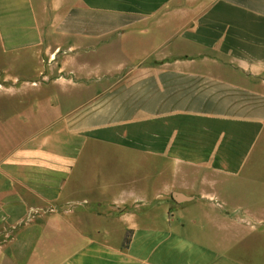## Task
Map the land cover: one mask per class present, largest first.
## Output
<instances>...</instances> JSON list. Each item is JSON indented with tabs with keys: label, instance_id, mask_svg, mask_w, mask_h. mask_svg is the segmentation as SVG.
Here are the masks:
<instances>
[{
	"label": "crops",
	"instance_id": "crops-1",
	"mask_svg": "<svg viewBox=\"0 0 264 264\" xmlns=\"http://www.w3.org/2000/svg\"><path fill=\"white\" fill-rule=\"evenodd\" d=\"M57 47L71 61L120 49L121 62L99 63L98 85L132 78L2 151L6 257L264 264V0H0L1 73L11 57L48 53L52 75ZM90 151L127 164L98 166L95 187L70 191ZM221 221L236 238L226 249L200 235ZM252 236L256 254L233 253Z\"/></svg>",
	"mask_w": 264,
	"mask_h": 264
},
{
	"label": "rangeland",
	"instance_id": "rangeland-1",
	"mask_svg": "<svg viewBox=\"0 0 264 264\" xmlns=\"http://www.w3.org/2000/svg\"><path fill=\"white\" fill-rule=\"evenodd\" d=\"M134 45L127 43L126 50H130ZM52 51H54L52 52V75L49 74L50 57L48 53L43 58L40 55L33 56L29 53L18 59L11 57L6 61L10 73L0 72V160L2 151L15 149L13 144L16 140L18 142L22 135H29L44 128L49 124V120L65 115L67 110L86 102L92 94L97 92V88L111 86L114 83H126L132 78L128 75H107L104 76L106 79L102 81L101 86L98 85L100 82L98 73L102 71L98 68L99 63L106 64L108 67L121 62L120 49L109 48L98 52V48L95 47L88 52H80L82 59L73 61L67 58L72 53L66 54L58 47L52 48ZM51 101L52 107H50ZM8 144L13 146L11 145L10 148ZM84 160L69 185L70 191L80 189L83 184L95 187L98 166H125L127 164L126 159L116 161L107 154L91 151L86 153ZM144 174V170L139 171L138 178ZM240 221L246 225L255 224L252 220ZM93 222L98 223L96 220ZM225 225L230 227L231 223L216 222L215 227L218 230L210 228L206 235L204 233L200 235L210 244L226 249L229 243L235 241L236 238L233 232L228 234L229 236L225 234ZM9 231L8 228L0 229L1 233H5H0V264H16L6 257L4 251L7 248L6 245L15 237V233L7 234ZM221 234L226 238L228 236V243L219 244L217 238L221 237ZM258 242L259 238L256 236L249 237L243 245L236 246L233 253L252 257L258 251ZM50 253L52 254V251L47 250L42 252V256L50 255ZM45 260L42 258L40 262L44 263L41 264H50V258H45Z\"/></svg>",
	"mask_w": 264,
	"mask_h": 264
},
{
	"label": "water",
	"instance_id": "water-1",
	"mask_svg": "<svg viewBox=\"0 0 264 264\" xmlns=\"http://www.w3.org/2000/svg\"><path fill=\"white\" fill-rule=\"evenodd\" d=\"M175 198L180 201L182 199V197L180 195H175Z\"/></svg>",
	"mask_w": 264,
	"mask_h": 264
},
{
	"label": "trees",
	"instance_id": "trees-1",
	"mask_svg": "<svg viewBox=\"0 0 264 264\" xmlns=\"http://www.w3.org/2000/svg\"><path fill=\"white\" fill-rule=\"evenodd\" d=\"M128 243V238H126V244Z\"/></svg>",
	"mask_w": 264,
	"mask_h": 264
}]
</instances>
